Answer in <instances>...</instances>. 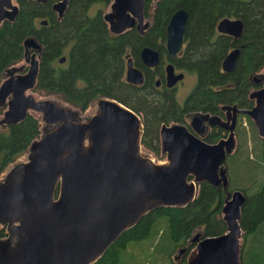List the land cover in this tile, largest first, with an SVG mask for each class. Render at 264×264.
Wrapping results in <instances>:
<instances>
[{
	"label": "water",
	"instance_id": "obj_1",
	"mask_svg": "<svg viewBox=\"0 0 264 264\" xmlns=\"http://www.w3.org/2000/svg\"><path fill=\"white\" fill-rule=\"evenodd\" d=\"M46 2L47 0H36ZM69 0H56L51 8L62 20ZM145 0H111L103 18L111 33L135 27L143 33L149 25ZM19 5L0 0V24L13 21ZM188 12L177 8L166 25V48L176 52L184 40ZM46 24L48 20H40ZM219 32L240 36L243 22L225 16L216 25ZM24 61L11 65L0 82V126L15 124L30 110L44 122L39 136L31 141L24 159L13 163L0 178V264H91L125 229L158 206H184L196 195L197 185L207 181L221 186L225 197L221 215L225 231L191 238L194 248L186 264H241V206L245 194L229 190L226 158L236 146L238 115H248L264 140V71L253 78L260 85L248 96L249 108L223 104L225 118L209 112L183 122H162L159 128L163 159L142 150L143 123L133 109L107 96L96 100L89 115L52 97L37 98L34 87L39 72L41 45L33 38L23 42ZM240 48L234 47L222 60V69L235 67ZM125 77L140 84L144 76L126 55ZM141 60L155 66L159 53L145 45ZM65 55L59 58L60 62ZM167 85L183 74L167 65ZM156 80V84H159ZM209 126L226 131L225 136L207 142L201 134ZM187 247H181L177 258Z\"/></svg>",
	"mask_w": 264,
	"mask_h": 264
},
{
	"label": "trees",
	"instance_id": "obj_2",
	"mask_svg": "<svg viewBox=\"0 0 264 264\" xmlns=\"http://www.w3.org/2000/svg\"><path fill=\"white\" fill-rule=\"evenodd\" d=\"M16 1L19 10L15 19H5L0 24V82L7 69L24 58L23 42L31 37L41 45L35 93L55 95L82 111L103 96L122 102L140 115L141 144L155 154L160 153L162 122L188 124L189 116L199 111L222 115L223 104L236 103L244 108L253 105L248 94L260 85L253 76L264 71V0H145L144 13L150 23L144 35L135 27L118 34L110 32L102 13L111 0H69L62 20L51 8L56 0ZM179 7L187 10L188 19L185 47L178 63L185 71L196 74V82L182 103L174 94L155 88L149 73L140 84L128 82L125 77V55L130 53L134 63L141 66V46L161 48L169 17ZM225 16L241 18L239 37L234 39L217 30V22ZM43 18L48 20L46 24L40 22ZM236 46L240 52L235 67L224 71L222 60ZM62 55L66 56L63 63L59 61ZM3 110L4 106H0V114ZM40 132L39 117L30 111L19 122L0 126V178L27 152ZM223 135L222 129L212 127L201 137L214 142ZM257 142L253 150L260 151L262 178L258 181L252 176L250 183L236 187L245 194L239 220L242 264H262L264 259V250L255 249L256 243L261 245L257 240L264 235V140L257 138ZM253 165L255 168L257 164ZM247 169L252 171L249 165ZM224 197L221 186L200 182L190 203L158 206L147 212L91 264H150L158 258L161 264H186L187 254L194 247L189 242L195 233L206 236L225 231L221 215ZM156 233L160 238L154 253L142 243ZM3 235L6 227L0 226V236ZM186 244L188 253H183L180 261L175 254L172 257L176 248Z\"/></svg>",
	"mask_w": 264,
	"mask_h": 264
},
{
	"label": "rangeland",
	"instance_id": "obj_3",
	"mask_svg": "<svg viewBox=\"0 0 264 264\" xmlns=\"http://www.w3.org/2000/svg\"><path fill=\"white\" fill-rule=\"evenodd\" d=\"M23 64V68L25 69L28 65L27 62L24 61V58H22L20 61H18L14 65H21ZM196 82V74L194 72L186 71L184 74V77L182 80H180L176 84V88L174 89V95L176 100L179 103H182L186 97V95L190 92V90L193 88L194 84ZM256 88V87H253ZM252 88V89H253ZM251 89V90H252ZM35 96L37 98H46V97H52L55 99L60 100L63 103H67L63 101L61 98L52 95V94H44V93H35ZM68 104V103H67ZM96 109V101L92 103L90 106H88L87 109L82 111V115H89ZM31 113H33L35 116L39 117L41 127L43 126L44 122L41 118V115L38 111L30 110ZM189 120V119H188ZM235 136H236V146L233 149L232 153L229 154L226 158V165H227V174L229 178V188H236L241 187L242 184L250 183L251 177L253 176L258 181L262 178V167L258 166V158H260V151L253 150V147L258 145L257 138L262 139L256 130V127L252 121V119L248 115L239 114L238 115V123L235 127ZM142 150L144 152H148L151 156L163 159V155L161 153L155 154L151 152L150 150L144 148L142 146ZM25 155H22L21 159L25 158ZM18 160V161H19ZM247 163V164H246ZM254 163H256V167L254 168ZM12 165V164H11ZM9 165L5 171L2 173V175L9 169L11 166ZM247 165L252 167V171H249L247 169ZM160 233V231H159ZM159 233L154 234L152 237H150L149 240L142 243V245H145V249H147L150 252H155V244L159 241L160 235ZM261 245L257 244L255 245V249H261L264 250V235L260 236L257 240ZM243 237L241 235L240 237V243L242 244ZM187 245V244H186ZM137 247H142L141 245H138ZM181 247V246H179ZM178 247V248H179ZM178 248H176L175 253H177ZM194 248V247H193ZM191 251V250H190ZM172 254L173 255L175 254ZM264 254V251L262 252ZM156 261H153L152 263L155 264H161V259H155ZM180 261V259H178ZM241 260H242V248H241ZM177 262V260L175 261ZM149 264V262H145L144 264ZM150 263V264H152ZM242 264V262H241ZM262 264H264V259L262 260Z\"/></svg>",
	"mask_w": 264,
	"mask_h": 264
},
{
	"label": "flooded vegetation",
	"instance_id": "obj_4",
	"mask_svg": "<svg viewBox=\"0 0 264 264\" xmlns=\"http://www.w3.org/2000/svg\"><path fill=\"white\" fill-rule=\"evenodd\" d=\"M16 1V0H15ZM17 2V1H16ZM108 9V7L106 8V10ZM55 12V11H54ZM105 12V11H104ZM103 12V13H104ZM56 13V12H55ZM103 13H102V15H103ZM146 17V16H145ZM148 20H149V23H150V19L149 18H147ZM149 27V25L145 28V31L143 32V33H139L138 31V33L140 34V35H144L145 34V32H146V30H147V28ZM136 29V28H135ZM232 36V35H231ZM239 37V36H238ZM234 39L235 38H237V37H233ZM165 42H166V33H165V36L163 37V38H161V40H160V44H162V46H161V48H159V47H157V46H155V45H151V44H144V45H142L141 46V48L142 47H144L145 45H149V46H152V47H154L155 49H157V51H158V53H159V61H158V63L155 65V66H149V65H147V64H145L142 60H141V58H140V51H141V48H140V50H139V59H140V62H141V66H138L141 70H142V72H143V76H144V78L147 76V74L149 73L150 74V76H151V78H152V80H153V82H154V87L155 88H157L160 92H166L167 94L168 93H172V94H174V89L176 88V84L180 81V80H182V78L184 77V74H185V72L187 71H185V69L183 68V66L181 67L180 66V64L178 63V59L180 58V56L182 55V53H183V50H184V47H185V40H183V42H182V44H181V47L176 51V52H174V53H169L168 52V50H167V48H166V45H165ZM236 47H238V46H236ZM234 48V47H233ZM231 50V49H230ZM65 61V60H64ZM63 61V62H64ZM63 62H61V63H63ZM135 64V63H134ZM168 64H171L172 66H173V73H175V74H178V73H182L183 74V76H182V78L181 79H179V80H177L172 86H168L167 85V75H168V71H167V65ZM136 65V64H135ZM225 71V70H224ZM231 71V70H230ZM159 80V84H156V80ZM254 79V78H253ZM144 80V79H143ZM255 81V80H254ZM258 83H260V82H258ZM258 87V86H257ZM175 96V95H174ZM250 98V97H249ZM233 104H236V103H233ZM228 105H231V104H228ZM238 106V105H237ZM221 109H222V111H223V114L221 115V114H218V115H220V116H222L223 118H225V109H223L222 108V106H221ZM194 115V114H193ZM193 115H191V116H189V122H188V124H186L189 128H190V121H191V117L193 116ZM212 127H217V128H220V129H222V131H223V133H224V135L223 136H225L226 135V131L223 129V128H221V127H218V126H209V127H207V129L202 133V134H204L205 132H207L210 128H212ZM201 134V135H202ZM160 153H161V151H160ZM164 158V157H163ZM191 241V240H190ZM189 243H194L195 244V242H189ZM181 247H188V245H185V246H181ZM181 247H179L178 248V250H177V253H178V251H179V249L181 248ZM190 252V251H189ZM177 253H175V255L177 254ZM184 253V254H183ZM188 253V250L186 249V250H184L176 259H181L180 257H181V255L183 254V255H186ZM189 254V253H188ZM188 254H187V257H188ZM187 260V259H186Z\"/></svg>",
	"mask_w": 264,
	"mask_h": 264
}]
</instances>
